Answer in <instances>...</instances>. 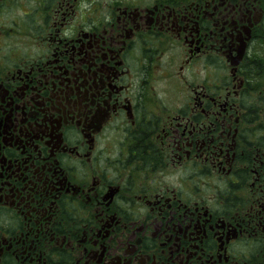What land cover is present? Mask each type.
<instances>
[{"label":"flooded vegetation","instance_id":"flooded-vegetation-1","mask_svg":"<svg viewBox=\"0 0 264 264\" xmlns=\"http://www.w3.org/2000/svg\"><path fill=\"white\" fill-rule=\"evenodd\" d=\"M0 264H264V0H0Z\"/></svg>","mask_w":264,"mask_h":264}]
</instances>
